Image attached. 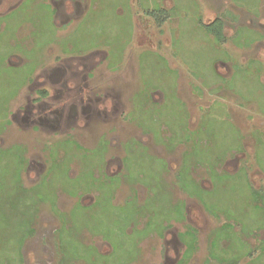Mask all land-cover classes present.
Segmentation results:
<instances>
[{
  "label": "rangeland",
  "instance_id": "374dc122",
  "mask_svg": "<svg viewBox=\"0 0 264 264\" xmlns=\"http://www.w3.org/2000/svg\"><path fill=\"white\" fill-rule=\"evenodd\" d=\"M20 2L0 18V264H264V0H65L71 16L2 0L0 16ZM59 60L93 63L101 113L71 109L61 80L42 103L69 105L61 125L33 124L20 109Z\"/></svg>",
  "mask_w": 264,
  "mask_h": 264
},
{
  "label": "flooded vegetation",
  "instance_id": "af4514ba",
  "mask_svg": "<svg viewBox=\"0 0 264 264\" xmlns=\"http://www.w3.org/2000/svg\"><path fill=\"white\" fill-rule=\"evenodd\" d=\"M1 1L2 0H0V3H1ZM21 3L22 2H20L18 5H15L14 7H12L8 12L3 13L0 16V18H2V20H6V18L8 16H11L14 12L19 10L17 8L20 6ZM60 3H61V5L64 4L65 0H61ZM22 4H24V3H22ZM65 5H66V3H65ZM64 8L65 9H64L63 15L60 12V8H59V10H56L55 11L56 13H54L52 15H54L55 18L58 19L59 15H62V16L70 15L71 16L73 14H76L75 12L69 13L67 10L68 9L67 5ZM3 16H5V17H3ZM56 19H55V21H56ZM25 22H27V19ZM33 33L34 32L29 34L31 38L34 37L35 35L38 36L37 33H34V34ZM72 54H77V53L73 52ZM77 58H79V57L73 55L72 57L66 58V60H69V62L70 61L77 62V60H78ZM59 62L61 63L60 67H62V68L59 67V68H56L53 70H46L45 74L43 76V79H44L43 81H39V79H38L37 83H35V82L32 83L34 85L33 90L35 88H40V87L41 88H40V90L35 89L36 94H37L36 98L33 101L29 99L25 108L20 109V112L23 111L24 113H26L28 115L29 121L33 124H36V123L40 124V122L43 121V118H44L48 122H52V123L57 124V126L61 125V122L63 120L62 118L65 114L64 111H65V109H67V107L69 105L68 104L64 105V106L60 105L57 108H53L52 106H46V105L43 106L42 105V103L44 101L53 99V96L51 97L48 90L45 89L46 87H49L48 89L53 91L55 100L62 96L61 95V94H63L62 90L58 91L53 87L54 84H58L59 82H61V80H64V82L62 85H59V86L62 89L66 90L64 93L70 94L72 92H75L73 96L68 95L69 98H71V101H74L76 103V104L71 105V109H74L75 111L78 110L79 106H76V105H78L76 101L79 99L80 100V102H79L80 106H82V110H83L82 112L84 114L91 113V115L90 114L88 115V119L93 118L95 111L101 113V108L96 107V105H94V104L104 101V100H102L104 98V96L99 95L97 93V90L94 87L90 86V82H92L93 77H91V74H89V73L93 69V65H92L93 63L88 64L86 61L84 63H80V65H79L80 67H79L76 65V63H74V65H67L64 63L63 60H59ZM63 63H64V65H63ZM29 81H30V79H29ZM70 82H72L76 85L75 89L69 90V89H71V88H69ZM59 95H61V96H59ZM77 113L79 114V112H77ZM44 114H47L50 117L53 116V118L51 119L48 116L43 117ZM19 115H17V116H19ZM17 116H14V119L17 118ZM23 122H26V117L23 119ZM56 128L57 127H54V129H56ZM164 239L166 241V245L169 246L165 249L166 250L165 252L168 253V252H170V241H168V239H166V237H164Z\"/></svg>",
  "mask_w": 264,
  "mask_h": 264
},
{
  "label": "trees",
  "instance_id": "16d2710c",
  "mask_svg": "<svg viewBox=\"0 0 264 264\" xmlns=\"http://www.w3.org/2000/svg\"><path fill=\"white\" fill-rule=\"evenodd\" d=\"M162 21L163 20H159L158 22L162 23ZM204 27L206 31L212 36H214L219 42L226 41L225 34H224L225 24H224V21H222L221 19H217L209 25H204Z\"/></svg>",
  "mask_w": 264,
  "mask_h": 264
},
{
  "label": "crops",
  "instance_id": "0c3cea01",
  "mask_svg": "<svg viewBox=\"0 0 264 264\" xmlns=\"http://www.w3.org/2000/svg\"><path fill=\"white\" fill-rule=\"evenodd\" d=\"M173 3H174V1H173ZM260 3V2H259ZM257 5V4H256ZM255 6V5H254ZM235 17V16H234ZM234 20H236V18L234 19Z\"/></svg>",
  "mask_w": 264,
  "mask_h": 264
}]
</instances>
